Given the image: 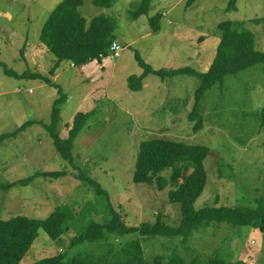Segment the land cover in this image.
Instances as JSON below:
<instances>
[{
    "label": "rangeland",
    "instance_id": "rangeland-1",
    "mask_svg": "<svg viewBox=\"0 0 264 264\" xmlns=\"http://www.w3.org/2000/svg\"><path fill=\"white\" fill-rule=\"evenodd\" d=\"M64 0H0V137L17 132L28 122L51 123L59 91L39 80L8 76L4 67L23 74L52 78L67 101L61 107L58 133L62 138L79 113L93 116L74 142L75 167L56 151L41 124L16 137L0 141V220L25 216L46 220L52 213H66L68 231L52 241L44 230L21 264L67 253L74 258L99 260L110 249L117 252L139 240L146 264L173 255L185 264H202L213 255L230 263L264 264V235L250 227L234 228L211 223L195 232L187 244L182 238H143L138 234L110 237L99 245L71 248L73 237L93 223L109 219L111 209L121 213L128 227L154 224L162 213L177 224L178 206L169 202L171 186L135 184L140 146L162 139L210 149L204 167L208 182L195 204L206 207L253 208L264 201V128L258 115L264 107V65L259 64L225 79L223 88L209 90L199 105L203 125L195 132L191 113L200 79L179 75L160 79L150 75L141 92H132L128 78L141 76L138 53L154 70L192 68L206 73L221 40L224 21L244 22L254 35L255 48L264 52V0H154L149 15L131 16L142 0H120L112 8L96 7L84 0L80 13L88 21L105 16L116 22L114 36L121 46L115 61L85 67L64 62L55 76L56 58L41 42V33L52 12ZM162 16L160 31L153 33L150 17ZM66 171L58 179L36 178L27 186L9 191L4 185L33 177L37 172ZM172 171L162 175L170 179ZM87 174L107 192L109 200L76 177ZM89 258V259H88Z\"/></svg>",
    "mask_w": 264,
    "mask_h": 264
},
{
    "label": "trees",
    "instance_id": "trees-1",
    "mask_svg": "<svg viewBox=\"0 0 264 264\" xmlns=\"http://www.w3.org/2000/svg\"><path fill=\"white\" fill-rule=\"evenodd\" d=\"M120 0H93L96 7L110 9ZM154 0H142L139 7L132 12L134 20L149 15ZM199 0H188L187 8H191ZM84 0H64L52 12L41 33V42L56 58L52 68V76H55L64 62H70L75 67H85L97 63L105 65L111 45L116 41L114 36L116 22L112 18L99 16L88 21L80 13ZM237 0H230L228 10L236 8ZM162 16L157 14L149 18L153 33L160 31ZM264 25V17L255 21ZM244 22L224 21L219 24L221 40L217 48L215 59L206 73H198L192 68L160 69L154 70L137 53L136 60L143 69L141 76L128 78V87L132 92H141L144 82L150 75L160 79L176 77L179 75L195 76L201 83L196 91L195 105L191 113L192 121H196L194 131L201 130L203 121L199 114V105L205 94L219 86L224 87L228 76L253 66L264 65V52L255 48L254 35L243 28ZM2 64H0L1 66ZM8 76L20 79L39 80L47 85L56 87L60 97L55 101L51 123L43 124L28 122L17 132L0 137V141L16 137L35 124H41L54 142L57 153L73 167L75 166L73 149L74 142L92 118V113H79L69 127L68 136L62 138L58 133V122L62 105L67 101L66 95L57 86L52 78L42 74H23L3 66ZM258 119L264 128V107ZM210 154V149L205 146L188 145L181 142L153 139L141 144L138 162L133 175V183L154 185L160 191L171 186L169 202L178 206L179 221L172 223L171 219L160 213L154 224L143 223L139 227H128L123 215L114 209L110 210L109 219L100 223L93 221L86 231L73 237L70 247L99 245L108 242L110 237L118 238L127 235L138 234L143 238H182L187 244L196 231L209 226L211 223H227L234 228L250 227L259 230L264 235V201H260L255 207H206L201 210L195 208L198 199L203 195L208 182L204 163ZM171 170L170 179L162 174ZM66 171L61 172H37L33 177L21 179L13 184L4 185L3 190L9 191L21 185L27 186L36 178L58 179L66 176ZM85 181L100 195L108 198L107 192L101 185L87 174L76 177ZM176 208V207H175ZM40 230H44L52 241H59L68 231L66 213L57 210L46 220H37L25 216L14 217L9 220H0V264H21L39 237ZM89 259V258H88ZM163 257H157L155 264H163ZM33 264H146L145 251L139 240H131L116 253L110 249L105 257L97 260L74 258L67 262V253L48 257ZM169 264H185L184 260L173 255ZM202 264H245L244 262L230 263L213 255Z\"/></svg>",
    "mask_w": 264,
    "mask_h": 264
},
{
    "label": "built area",
    "instance_id": "built-area-1",
    "mask_svg": "<svg viewBox=\"0 0 264 264\" xmlns=\"http://www.w3.org/2000/svg\"><path fill=\"white\" fill-rule=\"evenodd\" d=\"M121 49V46L117 42H114L109 48L107 56L102 55V58L108 62L115 61L120 56Z\"/></svg>",
    "mask_w": 264,
    "mask_h": 264
}]
</instances>
